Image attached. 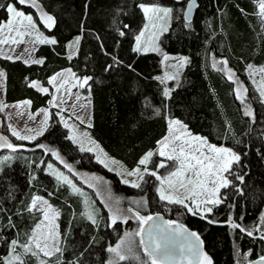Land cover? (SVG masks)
<instances>
[{
  "label": "trees",
  "instance_id": "trees-1",
  "mask_svg": "<svg viewBox=\"0 0 264 264\" xmlns=\"http://www.w3.org/2000/svg\"><path fill=\"white\" fill-rule=\"evenodd\" d=\"M256 1L197 0L193 18L185 21L183 0H38L44 12L55 19L53 27L45 29L56 43L36 47L34 55L44 61L42 64L0 56L5 72L4 100L13 103L27 99L32 112L47 107L51 99L47 79L69 68L81 80L91 77L83 86L90 87V135L104 152L127 168L138 166L145 153L166 135V112L209 143L232 148L240 159L227 174L229 185L220 192L222 202L205 218L180 209L181 222L199 235L212 264L260 258L264 255V240L260 239L264 235V224L260 223L264 210V97L246 75L249 64L264 65V31ZM10 2L13 0H0L3 5ZM140 4L172 9L161 44L168 53L188 57L182 82L171 89L169 97L155 79L160 70L159 55L133 51L144 22ZM23 10L36 16L32 8ZM7 18L6 8L0 7V24ZM76 37H80L78 46L68 55V44ZM212 57L227 61L238 86L212 65ZM31 82L42 83L48 92L31 87ZM237 88H241L243 101L237 98ZM246 110L252 115H245ZM50 112L49 127L37 141L27 143L12 136L10 140L26 146L0 160V259L6 257L12 239L23 243L30 235L39 216L27 209L33 196L41 195L60 211L63 244L50 264H109L107 248L118 237L111 236L104 206L95 199L97 223H90L82 197L43 170L42 162L51 153L38 145L59 151L78 169L91 165V169L99 170L125 202L134 194L113 173L90 161L87 152L79 151L67 138L56 109L50 108ZM149 193L148 199H155L153 208L162 213L165 205H160L153 190ZM136 209L145 213L140 206ZM229 221L252 231L253 236L233 229ZM138 253L142 259L143 249ZM23 258L25 264H35V257ZM118 264L140 263L129 259Z\"/></svg>",
  "mask_w": 264,
  "mask_h": 264
},
{
  "label": "snow or ice",
  "instance_id": "snow-or-ice-1",
  "mask_svg": "<svg viewBox=\"0 0 264 264\" xmlns=\"http://www.w3.org/2000/svg\"><path fill=\"white\" fill-rule=\"evenodd\" d=\"M195 0L188 4L187 13L184 18L188 19V14L191 13L192 7ZM36 9L39 11V21L44 27L51 29L55 24V19L52 15L42 11L38 0H13L6 5L0 4V7L6 8L7 13L10 14V18L6 23L0 24V33H3L7 29L8 35L4 39H0V44H7L10 41L12 43L23 42L25 35H31L33 31L37 34L35 40L41 44L49 43L55 44V39H47L39 33L37 28V22L33 18V14L25 13L23 7ZM139 7L142 9L145 17L148 20V24L144 26V29L140 31L135 37L136 46L133 51L137 53H147L149 51L159 52V47L156 46L155 40L158 39L154 29L156 28L155 20H164L170 18L172 9L161 8L157 6H147L140 4ZM260 14L264 16V0H259ZM163 14L162 16L160 14ZM162 31H167V28H162ZM15 33V36L12 35ZM146 34L148 38L145 39ZM121 36L124 32L120 33ZM19 39H16V38ZM79 43V38L76 39L75 44ZM73 45H69L72 48ZM12 59V57H8ZM71 59V56H69ZM170 57L164 55L163 60L168 61ZM180 61L182 64L187 63V59L181 57ZM28 61H25L27 63ZM36 64H42L43 60L32 61ZM223 64H227V61H221ZM215 66V65H214ZM111 67L110 65L108 66ZM250 72L252 65L248 66ZM70 78L76 79V83L83 87L88 83L91 77H85L82 80L76 78L75 73L71 69L66 70ZM261 73H264V68L259 69ZM228 78L233 79L234 73L231 69H227ZM63 73H58L50 78L49 84L56 87L57 92L61 88H64L68 84V79H63L58 85V78L62 77ZM0 77H4V73L0 72ZM157 80H161V77H155ZM165 80L174 79V77L168 76L165 73ZM163 82V81H162ZM31 87H38L41 92L47 93L48 89L39 87L37 82H31ZM242 88V86H241ZM241 88L236 89L237 98L244 100V96L241 95ZM70 91V90H69ZM258 91L261 97H264V79L260 81ZM243 92L246 93L247 89L244 88ZM164 96H170V90L164 89ZM77 99H80L77 96ZM56 98L53 97V106ZM25 104H30V101H25ZM7 107L0 103V111ZM17 107H20L17 105ZM245 115H252L251 111L246 110ZM31 118V117H30ZM63 120V117H61ZM77 119H80L77 117ZM48 122V113L44 111V120L41 122L43 127L38 130L26 128L25 131L28 135H21L19 131L12 128L9 125L12 136L18 140H35L37 137L43 135L46 130ZM83 122V121H81ZM90 126V125H89ZM64 127L68 128L67 122H64ZM84 135H87L85 133ZM74 143L76 137L69 136ZM159 148L156 152L148 151L139 161V166H144L143 172L139 166L131 171H127V176L138 177L139 180L144 179V174L155 177L159 181V187L157 192L159 193V199L166 201L169 204L180 205L192 215H200L201 218H205V213H211L212 207L219 205L222 201L218 197V193L221 188H225L229 185V181L224 177L223 173L228 172L233 162H238L240 157L232 152L231 149L226 147H218L208 142V140L199 135H193L187 130V126L184 125L178 119H170L168 121V135L164 136L162 140L158 141ZM17 147L11 143L6 136H0V148L11 149L16 151ZM41 149H44L46 153H51L52 157H55L69 172L73 171L72 166L64 162L61 159L59 153L51 148L46 147L44 144L38 145ZM84 147L81 144V151H84ZM92 151L91 148L87 149ZM154 155H157L162 160H159L153 164V169H149L147 166L152 162ZM5 160L8 157L4 158ZM97 160L108 165L104 160L97 156ZM115 163V161H113ZM47 168L51 170V174L56 177L58 181L69 185L73 192H80L67 176L62 172L57 171L52 163L47 164ZM169 169L166 175L159 174L160 169ZM242 179V177H238ZM125 184H129L128 180L123 181ZM91 187V185H89ZM131 186L139 188L140 183L131 182ZM118 203V202H117ZM132 203L137 205L146 204V201L137 200ZM33 209H37L42 213L43 219L35 223L31 234L28 235L25 242L21 243L18 239H12L10 241V255L3 259H0V264H25L24 256L30 255L32 257H39L41 254L44 257L51 258L56 253L61 252L59 247V232L58 225L55 224V220L59 217L60 213L43 197L36 196L31 200V204L28 207V211L31 212ZM111 211V209H110ZM128 212L132 213V217L135 218L140 227L135 233H124V237L120 239L114 247H108L107 251L113 254L114 259L109 261V264H118L119 261L125 260H136L140 264H183L185 260L188 264H212L211 259L203 254L200 250L199 244L200 237L196 232L188 231L183 225L176 223L175 221H164L162 225L156 224L161 218L152 215H141L139 211H133L129 208ZM87 219L93 224H96V217L92 212H86ZM118 220H123L127 223L128 217L123 216L121 210L117 208L112 212L111 223L115 225ZM264 222V216L261 217ZM47 222V223H45ZM152 222V223H150ZM212 223V221H209ZM233 229H239L241 232H245L249 237L253 236V232L243 228L241 225L229 221ZM148 225L147 228L144 226ZM13 227H15L13 225ZM45 228L47 231H45ZM134 237H139V244L137 245ZM177 237L180 239L177 240ZM260 239L264 240V235H261ZM137 247H141L144 253V259H141L140 255L136 251ZM17 248L22 249V252H17ZM39 264H47L46 260L39 259ZM59 264V261H58ZM252 264H264V255Z\"/></svg>",
  "mask_w": 264,
  "mask_h": 264
},
{
  "label": "rangeland",
  "instance_id": "rangeland-1",
  "mask_svg": "<svg viewBox=\"0 0 264 264\" xmlns=\"http://www.w3.org/2000/svg\"><path fill=\"white\" fill-rule=\"evenodd\" d=\"M178 1H181V0H178ZM186 1L187 0H183L184 6H185ZM145 5L157 6V7H161V8H169L166 6H160V5H155V4H145ZM256 7H257V12L259 13L260 18H261L260 27L264 31V16H262L260 14L259 0L256 1ZM40 9L42 11H44L41 6H40ZM33 10L36 13V16H33V18L37 22V28H38L39 33L42 34L43 37H46L47 39L51 40V38L48 36V33L45 29L46 27H44L43 24L39 21V11L36 9H33ZM160 15L162 16L163 14L161 13ZM9 18H10V14L8 13L7 20ZM171 18H172V13H171L170 18H165L164 20H155L154 21L156 24V28L154 29V31L156 32L157 37H158V39L155 40V44L160 49L159 52H154L157 55H159V57H160V70L155 75V77H157V76L161 77V80H158V81L162 84L163 91L165 88H167L171 91L172 88L181 84L183 70L186 67V65L188 64V57L187 56H184L181 54L168 53L164 50V48L161 44L162 35L166 32V31H162V28L168 29V27L171 23ZM7 20L3 21L2 24L6 23ZM146 24H148V20L144 14V22H143L142 26L139 28L136 35H138L140 33V31H142L144 29V26ZM36 34L37 33L35 31H33L31 35H25L23 37V42H21V43H12L10 41L7 44H0V56L6 55V57L23 58L24 60H27V61L39 60L33 55L34 47H36L37 44L39 43L35 40ZM7 35H8L7 29H5V31L3 33H0V39H4L5 36H7ZM12 35L15 36V33H12ZM147 38H148V35L146 34L145 39H147ZM16 39H19V38L17 37ZM72 43L75 44V40H73L69 45H72ZM149 52H152V51H149ZM164 55H168L170 57V59L168 61H164L163 60ZM181 57L186 58L187 63L182 64L180 61ZM221 61H224V60L223 59H217L214 57L211 58L212 65L213 66L215 65V67L224 71V73L228 77L227 69H229V68H228L227 64L225 65V64L221 63ZM249 65L253 66L251 72H250V69L248 67ZM249 65L247 66V69H246L247 78L250 81V83L255 87L257 92L259 93L258 87H259L260 81L262 79H264V73H261L259 71V69L264 68V65H260V66H255L253 64H249ZM0 72H3V71L0 69ZM59 73H63L64 75L62 77L58 78L57 85L63 79H68V84L65 85L64 88H61L59 92H57L56 87L53 86L52 84H49L47 81V84L49 85L50 93H51V99H50L49 105L47 107H43L40 110L35 111V112L30 111L28 104L24 103L25 100H27V99L16 101L13 103H7L4 100V94H3L4 93V87H5V76L0 77V103L7 105V107H5L3 109V111H0V136H6L11 143H13L16 146H19V147H17V149L25 148V146H26L25 144L15 143L12 140H10L12 137V133H11V130L9 128V125H11L12 128H15L17 131H19L21 133V135H28L29 133H27L25 131L26 128L38 130L39 128L43 127L41 122L44 120V111H46L48 113V122H47V127H46V130H47L49 127V117H50V113H51L50 108H55L57 119H58L59 123L61 124V126L66 130L67 138L69 136L74 135L76 137V142L74 143L71 139L70 140L73 142V144H75L77 146L79 151H81V144H82L85 150L81 151V152H87V154L90 155V158H91L90 161L97 164L105 172L113 173L117 177L119 182L125 186L130 187V190H132L130 192L132 194H134V195H128L127 196V198L131 202L130 201L125 202L124 201L125 197L114 193L113 189L111 188V183L107 179L106 175H104L99 170L91 169L92 168L91 165H87V166H89V168L85 167L82 169H78L75 166L74 162H71L68 159H66L59 151H57V152L59 153L61 159L64 160L65 163L70 164L72 166L73 171L69 172V170L67 168H65L63 164H61L58 160H56L55 157H51L50 155H48V157H46L45 160H43V162H42L44 171L51 174V170L47 168V164L52 163L53 167L57 171L62 172L65 176H67L70 180H72L73 184L78 189H80V192H73L72 188L68 185L71 192L73 194H78L80 197H82L84 212L85 213L86 212H92L96 217V221H97V213H99L97 208H99V207L96 205L95 199H97V201L104 206L103 211L106 210L105 214L107 217V225H108V228L111 229V236L113 238L118 237L116 239L115 243H113L111 245V247H114L117 243L120 242V239L124 237V233H126V232L135 233L138 230V228L140 227L138 221L132 217V213L127 211L129 208L133 207V208H131V209H133V211H139L136 208L140 206L142 208V210H145V213L139 211L141 215H152L153 213H157V212L161 213V211L157 210L156 208H153V204L155 203L154 197L149 196L151 199H148V197H147L150 194L149 193L150 189L155 192L157 201H159L160 205H162V206L165 205L163 207L164 209H163L162 213L165 214V216L167 218H169L170 221H175V222L181 221L182 215H181V212L179 210L180 209L186 210V209L180 205L169 204L166 201H161L159 199V193L157 192V188L159 187V181H157L155 179V177L144 174V179L139 180L138 177L127 176L126 172L135 169L137 166L134 168H127V167L123 166L119 161L115 160L113 157L109 156L106 152H104L103 149L101 148V146L92 138V136L90 135V133L88 131V127H89V125L91 123V119H92L91 118L90 87L89 86L80 87V85L78 83H76V79L69 77V74L67 73L66 70H62ZM165 73H167L168 76H170V77H174V79L165 80L164 79ZM76 78L80 79V77H78L77 75H76ZM49 80H50V78H49ZM231 81H233L235 86H238V78H236V77L234 78V76H233V79H231ZM38 85H39V87L45 88V86L42 85V83H38ZM77 96H79L80 99H77ZM53 97L56 98V100H55L56 106H53V103H52ZM17 105H19L20 107H17ZM61 117H63V120L61 119ZM77 117H79L80 119H77ZM166 117H167V124H168V121L170 119H176V118L171 117L168 112H166ZM65 121L69 125L68 128L64 127ZM81 121H83V122H81ZM187 130H188V128H187ZM45 131H44V133H45ZM188 131L191 132L190 130H188ZM85 133H87V135H84ZM191 133L193 135H199V134H195L193 132H191ZM166 135H168V129H167ZM199 136H201V135H199ZM14 139H16V137H14ZM37 139H38V137L32 141H28V140H21V141H25L27 143H30L33 141H37ZM162 139L163 138H161L160 140H162ZM16 140H18V139H16ZM214 145H216L218 147L229 148L232 150V152L236 153L232 148H230L228 146L217 145V144H214ZM89 148H91L92 151H88L87 149H89ZM158 148H159V144L157 142L156 146L150 151L156 152V150ZM0 149H3L2 151L0 150V160H2L5 157H8L9 155H13V153H14V151H12L11 149H7V148H0ZM97 156H99L100 159L104 160L108 166L105 167V164L100 163L97 160ZM162 159H164V158H161L157 155H154L152 158V162L149 163V165L147 167L149 169H153V164L159 160H162ZM113 161H115V163H113ZM233 164H234V162L231 164L230 169L232 168ZM139 167L141 168V170L143 172L144 166H139ZM230 169H229V171H230ZM168 171H169V169H167V168L160 169L159 174L166 175ZM228 172L223 173L225 178H227ZM124 180H128L130 183L125 184L123 182ZM227 180H228V178H227ZM59 182L63 183L62 181H59ZM131 182L140 183V187L139 188L132 187ZM89 185H91V187ZM221 190H222V188L220 189V191L218 193L219 198H220ZM36 196H40V197H43L44 199L48 200L45 196H41V195H34L33 197H36ZM127 198H126V200H127ZM137 200L146 201V204L137 205V204L132 203L133 201H137ZM148 205L151 207H148ZM52 206L57 211H59V209L56 206H54V205H52ZM215 206H217V205H215ZM215 206L209 205V207H212V209ZM117 208H119L121 210V213L123 216L128 217L127 223H125L123 220H118L115 225H112V223H111L112 212H114ZM110 209H111V211H110ZM32 211L34 212V214H37L39 216L38 222L43 219L42 213L40 211H38L37 209H33ZM59 213H60V211H59ZM207 214H209V213H205L204 216ZM262 216H264V210L262 212L261 217ZM59 218H60V215L55 220V224L58 225L57 230L60 234V236H59V247L62 249L63 238H62L61 232H60ZM86 219H87V216H86ZM89 222L92 223L91 221H89ZM45 223H47V222H45ZM260 223L264 224V222H262L261 218H260ZM119 227L123 231L120 230V233L118 234L119 229H120ZM45 231H47L46 228H45ZM134 239L138 245L139 244V237H134ZM139 249H142V248L137 247L136 251L138 252ZM17 252H22V249L17 248ZM57 254H60V253H56L51 258H53V257L56 258ZM203 254L207 255L205 253V251L203 252ZM9 255H10V246H9V250H8L6 257H8ZM51 258L44 257L42 254L39 257V259L46 260L47 264L48 263L50 264V262H52ZM144 258L145 257L143 255L142 259H144ZM39 259L37 257H35V264H39ZM110 259L111 260L114 259L112 253H110ZM246 262H248V260L242 261L239 264H246Z\"/></svg>",
  "mask_w": 264,
  "mask_h": 264
},
{
  "label": "water",
  "instance_id": "water-1",
  "mask_svg": "<svg viewBox=\"0 0 264 264\" xmlns=\"http://www.w3.org/2000/svg\"><path fill=\"white\" fill-rule=\"evenodd\" d=\"M189 3H192V0H187V1H186L185 6H184V9H183V18H184V16H185V13H187V8H188V4H189ZM197 5H198L197 0H195V3H194V5H193V7H192V11H191V13L188 14V19H185V18H184L185 21H190V20L193 18L194 13H195V10H196V8H197ZM157 215H158L161 219H160L159 221H156V222H155L156 224L162 225L164 221H169V220H168V219H167L162 213L157 212V213H153V214H152V216H157ZM150 223H152V222H150ZM176 223L183 225L188 231H190V232H194L193 230L189 229L186 225H184L181 221H176ZM144 227L147 228L148 225H145ZM179 239H180V238L177 237V240H179ZM200 241H201V239H200ZM199 247H200V250H201L202 252H204V250H203V246H202V243L199 244ZM258 259H259V258L253 259V260L247 262L246 264H252V262H254V261L258 260ZM183 264H188V261L185 260V261L183 262Z\"/></svg>",
  "mask_w": 264,
  "mask_h": 264
},
{
  "label": "crops",
  "instance_id": "crops-1",
  "mask_svg": "<svg viewBox=\"0 0 264 264\" xmlns=\"http://www.w3.org/2000/svg\"><path fill=\"white\" fill-rule=\"evenodd\" d=\"M77 38H79V40H80V37H76V38H74L73 40H75L76 41V39ZM72 40V41H73ZM71 41V42H72ZM40 43H38L37 44V46L39 45ZM69 45V44H68ZM72 45L74 46V47H72V48H69L70 50H69V52H68V55H71V54H74V52H75V50H76V48H77V46H78V44H74V43H72ZM76 45V46H75ZM36 46V47H37ZM36 47H34V50H33V55H34V51L36 50ZM68 47V46H67ZM142 53V52H141ZM35 56V55H34ZM1 57H5V58H8V57H6V55H4V56H1ZM37 58V57H36ZM14 59H20V60H22L23 62H25V61H27V60H24L23 58H12L11 60H14ZM37 59H39V60H41V58H37ZM27 63H33L32 61H28ZM0 69L3 71V73H4V76H5V72H4V70L0 67ZM69 68H65V69H62V70H68ZM62 70H60V71H62ZM60 71H58V72H56L55 74H57V73H59ZM72 71V70H71ZM73 72V71H72ZM74 73V72H73ZM55 74H53L52 76H54ZM51 76V77H52ZM51 77H49V78H51ZM49 78H48V80L47 81H49ZM4 94V93H3ZM25 100V99H24ZM25 101H27V100H25ZM29 101V100H28ZM28 106H29V109H30V104H28ZM43 108V107H42ZM41 108H39L38 110H40ZM37 110V111H38ZM91 124V123H90Z\"/></svg>",
  "mask_w": 264,
  "mask_h": 264
},
{
  "label": "flooded vegetation",
  "instance_id": "flooded-vegetation-1",
  "mask_svg": "<svg viewBox=\"0 0 264 264\" xmlns=\"http://www.w3.org/2000/svg\"><path fill=\"white\" fill-rule=\"evenodd\" d=\"M169 221H170V219L169 218H167Z\"/></svg>",
  "mask_w": 264,
  "mask_h": 264
}]
</instances>
